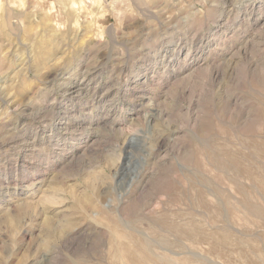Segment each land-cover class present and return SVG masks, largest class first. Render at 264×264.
<instances>
[{"label": "rangeland", "instance_id": "obj_1", "mask_svg": "<svg viewBox=\"0 0 264 264\" xmlns=\"http://www.w3.org/2000/svg\"><path fill=\"white\" fill-rule=\"evenodd\" d=\"M0 264H264V0H0Z\"/></svg>", "mask_w": 264, "mask_h": 264}, {"label": "bare ground", "instance_id": "obj_2", "mask_svg": "<svg viewBox=\"0 0 264 264\" xmlns=\"http://www.w3.org/2000/svg\"><path fill=\"white\" fill-rule=\"evenodd\" d=\"M160 5V4H159ZM155 6V5H154ZM183 9V8H182ZM211 10V9H210ZM174 12V11H173ZM158 14V13H157ZM164 14V13H163ZM189 15V14H188ZM219 17V16H218ZM165 26V25H164ZM109 30V29H108ZM97 31V30H96ZM145 33V32H144ZM44 56V55H43ZM112 74V73H111ZM68 77V76H67ZM159 90V89H158ZM121 215V214H120ZM48 225H51V221H49L48 220ZM170 231V230H169ZM195 237V236H194ZM114 247V246H113ZM115 251V250H114ZM191 251L189 250V253H190ZM188 253V252H187ZM117 254V253H116ZM180 254V253H179ZM163 255V254H162ZM194 255V254H193ZM196 255V254H195ZM169 257V256H168ZM160 262V261H159ZM166 262H167V260H166ZM172 263V262H171Z\"/></svg>", "mask_w": 264, "mask_h": 264}]
</instances>
